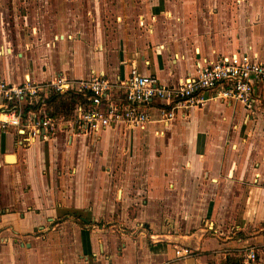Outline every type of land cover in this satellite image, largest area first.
<instances>
[{
    "label": "crops",
    "instance_id": "1",
    "mask_svg": "<svg viewBox=\"0 0 264 264\" xmlns=\"http://www.w3.org/2000/svg\"><path fill=\"white\" fill-rule=\"evenodd\" d=\"M239 4L113 11V32L103 11H32L43 31L0 48V78L119 83L137 69L173 87L220 59L264 60V0ZM256 99L168 124L154 108L145 130L0 132V264H242L250 251L264 264V87ZM180 249L193 254L178 260Z\"/></svg>",
    "mask_w": 264,
    "mask_h": 264
},
{
    "label": "built area",
    "instance_id": "2",
    "mask_svg": "<svg viewBox=\"0 0 264 264\" xmlns=\"http://www.w3.org/2000/svg\"><path fill=\"white\" fill-rule=\"evenodd\" d=\"M264 87V60L257 55L237 54L231 59L200 66L197 75L167 87L154 76L133 70L127 81L113 82L96 75L75 81L57 76L47 85L27 82L14 86L0 78V132L15 129L28 139H47L49 134L67 127L77 136H90L123 126L145 130L157 108L160 122L168 124L186 118L210 102L241 104L248 110L257 105L256 89ZM49 93V94H48ZM67 93L82 97L71 117H50V100ZM190 249L176 252L178 260L190 257ZM255 251L242 264H255ZM165 264H174L168 262Z\"/></svg>",
    "mask_w": 264,
    "mask_h": 264
},
{
    "label": "rangeland",
    "instance_id": "3",
    "mask_svg": "<svg viewBox=\"0 0 264 264\" xmlns=\"http://www.w3.org/2000/svg\"><path fill=\"white\" fill-rule=\"evenodd\" d=\"M239 2L240 0H0V48L8 44L11 47L10 44L30 37V31H43V17L41 14L33 17L32 11H53V14L58 11H103L106 17H103L104 27L113 32L112 22L116 18L113 11H240ZM11 11L18 12L14 15ZM52 19L50 25L54 21Z\"/></svg>",
    "mask_w": 264,
    "mask_h": 264
},
{
    "label": "trees",
    "instance_id": "4",
    "mask_svg": "<svg viewBox=\"0 0 264 264\" xmlns=\"http://www.w3.org/2000/svg\"><path fill=\"white\" fill-rule=\"evenodd\" d=\"M80 102H82V97L80 95L67 93L65 95L55 97L50 102L47 112L49 116L53 118H60L62 116L71 117Z\"/></svg>",
    "mask_w": 264,
    "mask_h": 264
}]
</instances>
